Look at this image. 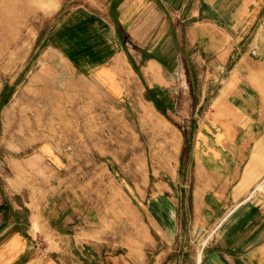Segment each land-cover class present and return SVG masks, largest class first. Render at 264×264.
<instances>
[{
    "label": "rangeland",
    "instance_id": "1",
    "mask_svg": "<svg viewBox=\"0 0 264 264\" xmlns=\"http://www.w3.org/2000/svg\"><path fill=\"white\" fill-rule=\"evenodd\" d=\"M44 1L0 0V224L8 228L0 231V248L20 232L31 241L14 264L45 255L55 260L52 264H89L86 246L45 244L39 229L69 224L72 217V224L85 228L87 217L97 218L99 210L103 224H113L117 213L125 218L106 239L105 251L132 250L128 237L134 230L147 242L140 226H133L134 213L147 208L156 193L169 195V185L179 195L189 192L182 187L188 173L180 166L182 151L193 144L200 126H210L215 97L231 96L234 82L231 73L193 59L191 72L185 61L183 76L166 89L147 88L142 75L126 74L131 81L126 98L112 103L90 77L65 63L59 50L68 42L60 29L75 13L109 15L114 0H52L50 6ZM127 47L136 51L132 44ZM253 64L252 97L262 99L256 106L264 115V58H254ZM234 74L246 83L245 71ZM226 107L219 111L229 113ZM47 147L63 155L62 167L43 157ZM250 192L246 198L264 193V180ZM69 193L80 195L77 211ZM31 225L38 234L34 238L27 233ZM183 226L193 230L188 219ZM206 230L202 242L213 238L215 226ZM149 237L136 253L154 264L166 245L153 231Z\"/></svg>",
    "mask_w": 264,
    "mask_h": 264
},
{
    "label": "crops",
    "instance_id": "2",
    "mask_svg": "<svg viewBox=\"0 0 264 264\" xmlns=\"http://www.w3.org/2000/svg\"><path fill=\"white\" fill-rule=\"evenodd\" d=\"M261 8L264 0H114L109 15L75 13L60 29L61 39L68 40L59 50L61 59L104 89L112 103L126 98L131 87L126 74L139 73L147 88L166 89L183 76L185 61L191 72L193 59L208 61L214 71L231 73V96L215 97L210 126H200L193 144L180 156V166L188 169L182 187L189 192L185 189L179 195L169 185V195L156 193L147 208L134 213L133 226H140L147 242L153 231L166 245L154 264H165L166 257L168 264H264V193L246 198L264 180V115L256 106L262 99L252 97L255 85L250 78L255 72L253 59L264 58ZM131 44L136 51L127 47ZM243 71L246 83L232 76ZM225 105L229 113L219 111ZM41 154L54 167L63 166V155L54 149L43 148ZM69 196L77 211L80 195ZM97 212V218L87 217L85 228L72 224L74 217L69 224L41 227L43 242L59 248L65 242L86 246L89 264L151 263L136 253L147 242L137 239L135 230L128 237L132 250L105 251L106 239L120 230V219L125 218L117 213L113 224H103V213ZM34 215L31 212V218ZM185 219L193 232L184 228ZM212 226L213 238L202 242L206 228ZM0 231L8 228L2 230L0 224ZM27 233L32 238L38 235L32 225ZM30 241L14 233L0 248V264H14ZM25 259L23 264L55 262L47 255ZM56 259L62 263L60 256Z\"/></svg>",
    "mask_w": 264,
    "mask_h": 264
},
{
    "label": "bare ground",
    "instance_id": "3",
    "mask_svg": "<svg viewBox=\"0 0 264 264\" xmlns=\"http://www.w3.org/2000/svg\"><path fill=\"white\" fill-rule=\"evenodd\" d=\"M46 6H50V4L52 3V0H45L44 2H43ZM235 75V74H234ZM243 92V91H242ZM240 94V93H239ZM243 99V98H242ZM227 100H229L228 98H227ZM228 102V101H227ZM227 106V105H226ZM233 106V105H232ZM225 107V106H224ZM230 107V106H229ZM228 109V108H227ZM233 109V108H232ZM236 109H237V107H236ZM238 112V111H237ZM241 112V111H240ZM242 114H243V112H242ZM230 115V114H229ZM237 115H238V113H237ZM241 117V116H240Z\"/></svg>",
    "mask_w": 264,
    "mask_h": 264
}]
</instances>
